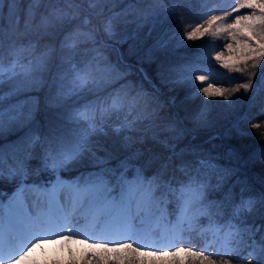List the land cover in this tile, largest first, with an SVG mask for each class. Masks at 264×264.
I'll use <instances>...</instances> for the list:
<instances>
[{
    "label": "snow or ice",
    "instance_id": "6c2138e0",
    "mask_svg": "<svg viewBox=\"0 0 264 264\" xmlns=\"http://www.w3.org/2000/svg\"><path fill=\"white\" fill-rule=\"evenodd\" d=\"M50 2L53 4L51 19L45 18L44 23L55 26L67 14L55 7L61 0ZM87 2L95 7L101 0ZM180 2L182 0H171L172 8L147 9L145 22L150 15L155 23L161 11L170 14ZM198 2L205 8L197 16L195 25L186 26L182 34L177 28L165 32L146 55L151 59L154 50H175L188 47L185 41L204 40L193 62L171 70L170 82L187 86L191 99L204 97L194 119L207 123L214 106L236 108L237 100L233 99L236 93L251 92L250 98L254 99L256 94L264 92V71L258 76L264 64V0H231L229 7L220 9L219 14L216 7L207 5L210 2L219 5L224 0ZM15 3L16 0H7L10 14ZM63 3L79 7L74 0H63ZM153 3L163 5L164 0H153ZM5 4L6 0H0V19H3ZM9 24L11 29V20ZM105 30L112 34L111 22L105 25ZM205 37L211 39L205 40ZM221 38L226 41L222 50L216 42ZM77 39L76 36L66 37L62 47L72 52ZM27 50L23 45L17 47L15 41L10 42L9 32L0 26V137L5 131L23 132L15 142L0 144V183L7 181L15 185L10 194L0 190V264H234L240 256L234 243L238 242L240 229L231 220L226 224L216 222L213 209L218 205L207 200V193L213 187L214 177L217 179L215 187L219 188L235 169L223 168L215 162V157L202 155L195 165L181 164L180 171L186 179L175 180L174 177V184L173 180L164 181L160 176L148 179L140 168L129 177L127 162L116 168L108 167V158L97 155L105 150L93 137L106 134L101 124L105 115L139 101L116 91L100 102L81 107H70L67 103L75 102L85 91L101 92L114 87L123 77L122 69L108 63L102 55L81 64L74 62L72 55L63 58L62 64L67 68L52 79L49 87L55 88V95L50 99L46 97L49 107L64 109L59 114L63 125L50 124L46 131H41L34 121L38 105L35 98L27 96L10 102L13 97L45 85L43 73L48 67L49 54L42 53L35 60L23 63L21 57ZM219 69L226 70L234 86L223 87L213 78V73ZM233 73L245 78L234 79ZM220 100L228 103L219 104ZM245 119L238 117L233 124L238 133L243 132L240 121ZM253 127L261 125L253 124ZM120 130L119 127L114 129L117 133ZM259 155L264 157V151ZM85 157L92 159L94 171L72 180L62 178V171ZM34 159L39 162L35 168L30 163ZM41 173L47 175V180L29 182L31 177H39ZM173 202L175 211L170 214L168 204ZM253 203L251 198H242L235 208L236 215L244 208L251 210ZM170 215L175 218L169 219ZM201 217L209 221L206 227L199 229L206 243L199 248L186 246L185 232L193 231ZM56 241L60 242V251L67 246L66 260L47 258L43 245ZM73 243L83 248L73 252ZM37 247L44 253V259L36 257L33 250ZM253 256L250 252L249 264H253Z\"/></svg>",
    "mask_w": 264,
    "mask_h": 264
},
{
    "label": "trees",
    "instance_id": "16d2710c",
    "mask_svg": "<svg viewBox=\"0 0 264 264\" xmlns=\"http://www.w3.org/2000/svg\"><path fill=\"white\" fill-rule=\"evenodd\" d=\"M61 6L67 14L62 22L57 25L45 24L42 15L51 17V11L39 4L36 13L30 19L26 15V7L30 0H17L18 23H13L10 30V42L15 41L16 46L23 45L25 51L21 57L22 61L30 53H41L44 50L49 53L48 67L43 73L45 85L39 90L20 97H13L10 101L15 103L18 99H25L27 96L35 98L38 102L34 114V121L40 126L41 131H46L48 125L61 126L63 121L59 114L62 108L49 107L46 97L50 99L55 95V88H50L54 76L67 68L62 64L64 57L74 56V62L81 64L93 60L94 57L102 55L107 62L122 69L124 75L114 87H108L101 92L85 91L78 100H69L68 105L81 107L92 102H100L110 93L120 91L126 94L129 99L136 98L139 103L126 105L119 112H111L103 117L101 124L105 133L93 137L105 151H99L97 155L106 156L109 160L108 167L116 168L121 163L129 165V177L134 174L136 168H140L148 179L153 176H160L162 180H184L186 177L180 171L181 164H192L202 155L215 157V162L223 168L235 169L234 173L225 177L221 189L215 185L217 179L211 181L213 187L208 191L212 194L218 208L213 209L214 219L218 224H226L231 220L240 229L239 258L234 264H249V253H254L253 264H264V208L259 214L250 215L251 210L242 209L236 215L235 208L241 199L255 197L253 206L264 205V157L259 154L264 151V92L255 95L236 93L233 97L237 100L236 108L228 110L220 106H214L213 111L207 117V123H200L193 120V116L203 102V96L197 99L189 98V88L171 83L172 69L180 68L193 62L200 54L199 46L204 40L185 41L188 47L175 50L158 52L154 50L151 59L146 55L148 49L152 48L156 40L165 32L177 28L182 34L186 26H194L197 16L204 10L205 5L198 0H182L184 6L178 7L175 4L174 11L166 14L163 11L145 22L144 17L149 8L162 9L172 8L171 0H164V4L153 3V0H101L95 7H90L87 0H74L79 7L66 5L61 0ZM231 0H224L216 5L210 2L207 6L220 9L229 7ZM190 4L192 10H187ZM48 7V6H47ZM186 7V8H185ZM210 7V8H212ZM167 16V18H165ZM12 22H15L13 18ZM107 19L112 22V34L105 30ZM88 21L87 32L76 28L81 21ZM5 26L3 19H0V26ZM69 36L78 37L76 48L70 52L62 47L65 38ZM211 38L205 37V40ZM34 46V47H33ZM5 63L8 60L7 50L4 53ZM215 63V62H212ZM264 68V67H263ZM261 67L259 72L263 69ZM143 69V72L140 70ZM147 77V78H146ZM213 78L223 87H232L234 83L229 79L226 70L219 69L213 73ZM234 79H244L239 74H232ZM254 78V82H255ZM164 85H172L178 89L175 99L170 100L166 92L157 88ZM164 88V87H163ZM7 89V84L4 90ZM139 94V95H138ZM146 94V95H144ZM243 97V99H237ZM215 105L216 102L209 101ZM9 103V101H5ZM227 101L220 100L219 104H227ZM234 111L230 115V112ZM246 117L240 121L242 133H238L233 124L238 117ZM253 124H260L261 127L254 128ZM128 125L145 128L150 125L155 137H162L171 147H163L138 139L130 145L120 137L121 130ZM120 127V132L114 131ZM23 134L20 130L5 131L0 137V144H10L18 140ZM191 135L193 136L191 138ZM217 144V148H216ZM228 153V155L226 154ZM229 152L232 155H229ZM31 165L38 166V160H32ZM93 161L85 157L79 162L69 166L68 170L62 171L61 176L65 180H72L82 173L94 171ZM35 180H47V175L41 173L39 177L33 176L29 182ZM174 184L175 181L173 180ZM15 185L4 181L0 183V190L9 194L14 190ZM170 196V195H169ZM168 196V197H169ZM172 200L170 196L169 201ZM169 213H174L175 203L168 204ZM170 215L169 217H173ZM202 222L208 224L207 217ZM54 255H51V258ZM65 260L67 258H64Z\"/></svg>",
    "mask_w": 264,
    "mask_h": 264
},
{
    "label": "rangeland",
    "instance_id": "374dc122",
    "mask_svg": "<svg viewBox=\"0 0 264 264\" xmlns=\"http://www.w3.org/2000/svg\"><path fill=\"white\" fill-rule=\"evenodd\" d=\"M39 4H43V6L45 8H47L48 10L47 11H51L53 10V4L50 2V0H40L39 3H35L34 0H30V4L26 7V15L31 19L33 17V15L36 13V7L39 5ZM178 7H181V6H184V4H182L181 2L180 3H177ZM48 6V7H47ZM59 6H61V3L55 5L56 8H59ZM187 7V8H186ZM185 8L187 10H192L190 4H188V6H186ZM208 8L212 7V6H207ZM244 11H247V10H244ZM43 16V18H48V19H51L50 16L48 15H45V14H40ZM13 18L14 20H16L15 22H12V19ZM18 18H19V15H18V7H17V0H16V3L15 5H13V13L10 14L9 13V7H8V4H7V0H6V4H5V7L3 9V21L5 23V26L3 25V28L6 32H9L10 33V30H12L13 28V23H18ZM231 19V17L229 18ZM11 20V29H10V24H9V21ZM87 21V20H85ZM85 21H81V23H78L76 25V28H81L83 31H86L88 30V27H89V24H88V21L87 23ZM107 24L109 22H111L110 19H107ZM112 24V22H111ZM217 43H219L221 45V50L223 49V44L226 42L223 38L219 39L216 41ZM18 47V46H17ZM46 51L44 50V52L42 51L41 53L39 52H36V53H30L29 55L26 56L25 60H23L22 62L23 63H27L29 60H35V58L37 56H40L42 53H45ZM49 54V53H48ZM49 56V55H48ZM214 62V61H213ZM48 63H49V60H48ZM261 67L263 68L264 67V64L261 65ZM261 71H264V68L261 70ZM259 76V74H258ZM44 78V76H43ZM154 86H157L154 84ZM164 87V88H163ZM163 87H159L157 86V88L160 90L163 91V92H166V94L168 95L169 99L172 100V99H175L177 94H178V89L174 88L172 85H164ZM184 87V86H183ZM8 90V86H7V89L5 91ZM203 101H204V97H203ZM213 103V102H212ZM202 105V104H201ZM200 108L201 106L197 109L196 113L194 114L193 116V120L196 121L194 119L195 115L200 111ZM213 109L210 110V112H212ZM209 112V113H210ZM234 111H231L230 112V115L233 114ZM117 128V127H115ZM114 128V129H115ZM120 128V127H119ZM151 126L148 125L146 126L145 128H139V127H135L133 125H128L125 130H121V134H120V137L123 138L127 143H129L130 145L134 144L135 142L134 141H137L138 139H142L144 141H150L151 143H154L156 145H160V146H163V147H171L173 144H170L168 143L166 140H164L162 137H155L154 134H153V131L152 129H150ZM128 138V139H125V138ZM193 136L191 135V138ZM217 144H216V148H217ZM226 154L228 155V153L226 152ZM224 183V182H223ZM223 185V184H222ZM221 185V186H222ZM221 186L219 188H217L218 190L221 189ZM170 196L168 197V200H169ZM251 198L254 203H255V197H246L245 200ZM207 200L210 201V202H214V197L213 195L210 193L207 195ZM260 199L257 200L256 203H258L257 206H251V213L250 215H254V214H259L260 212L263 211V208H264V205H260L259 203H261L259 201ZM247 209V208H246ZM175 217H169V219H174ZM202 218H205V217H201L199 219V221L197 222V226L196 228L189 232V231H186L185 232V245L186 246H192V245H195L196 247H203L204 244L206 243V238L205 237H202L201 235H199V229L200 228H203V227H206L208 224H206L205 222H202ZM210 239V237L208 238ZM237 241L238 242H234L235 243V246L237 247V250L240 249V240H239V237H237ZM177 246H179V244H177ZM72 249H73V252H76L77 249H82L83 246L82 245H79V244H75L73 243L71 245ZM43 249H44V252L47 254V258L48 259H58V258H61V259H64V258H68V251H67V246L64 247V249L62 251H60V242L59 241H56L55 244L51 243V242H47L43 245ZM34 253L36 255L37 258H40V259H44V253L41 252V248L40 247H37L35 248L34 250ZM51 255H54L52 258H51ZM247 260H249V258H247Z\"/></svg>",
    "mask_w": 264,
    "mask_h": 264
}]
</instances>
